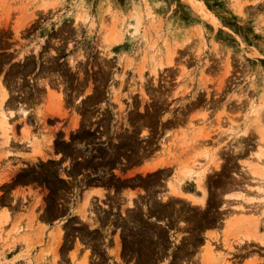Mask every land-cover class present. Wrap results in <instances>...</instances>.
Returning <instances> with one entry per match:
<instances>
[{
  "label": "rangeland",
  "instance_id": "374dc122",
  "mask_svg": "<svg viewBox=\"0 0 264 264\" xmlns=\"http://www.w3.org/2000/svg\"><path fill=\"white\" fill-rule=\"evenodd\" d=\"M0 83V264H264V0H0Z\"/></svg>",
  "mask_w": 264,
  "mask_h": 264
},
{
  "label": "bare ground",
  "instance_id": "6f19581e",
  "mask_svg": "<svg viewBox=\"0 0 264 264\" xmlns=\"http://www.w3.org/2000/svg\"><path fill=\"white\" fill-rule=\"evenodd\" d=\"M112 38V37H111ZM110 39V38H109ZM170 61V60H169ZM168 61V63H169ZM160 65V64H159ZM161 67V66H160ZM153 71V70H152ZM154 72H155V69H154ZM141 78V77H140ZM6 85H3V83L1 84L0 83V138H2L3 140V143L7 142L8 141V137H9V130L11 129V124L9 122V116L12 115L13 111L10 109V104H11V100L10 98V94H9V91L6 89L5 87ZM46 86V85H45ZM60 96V95H59ZM59 96L57 97L59 99ZM92 96V95H91ZM61 98V97H60ZM61 100V99H60ZM118 99H116V103H119ZM58 102V101H57ZM61 101H59L60 103ZM58 103V104H59ZM22 105V104H21ZM257 105V104H255ZM254 105V106H255ZM6 106V107H5ZM13 106V105H12ZM121 106V104L119 105ZM253 106V107H254ZM258 106V105H257ZM9 109H5V108H8ZM118 107V105H117ZM14 108V107H13ZM256 106L254 107V110H255ZM118 109V108H117ZM120 109V108H119ZM252 109V108H251ZM8 110V111H6ZM19 110V109H18ZM20 110H22V114L24 115L25 114V109L23 107V109L20 108ZM253 110V109H252ZM259 111V110H258ZM255 112L257 113V111H253V113L255 114ZM255 116V115H254ZM259 116V115H258ZM255 119H258V117H254ZM76 123V122H74ZM141 124V123H140ZM77 126V125H76ZM142 127V126H140ZM263 129V128H262ZM263 131V135H264V130ZM261 131V132H262ZM184 137V136H182ZM123 141V140H122ZM35 141L32 140L30 143H31V146L33 145L34 146V143ZM50 142V140H49ZM127 142V141H126ZM40 146L38 145V148ZM38 148H36L34 151L36 152V154L38 153H41V151L39 152ZM144 154V152L142 153ZM261 153H258V156H257V160L256 162L254 163V165L252 166V168L250 169L251 171H253L254 173H257V175L259 176V174L261 175L262 174V178L264 177V160L262 162V158L264 159V156L261 158L260 156ZM43 155V154H42ZM263 155V154H262ZM144 156V155H143ZM142 156V157H143ZM146 156V155H145ZM43 157V156H42ZM148 157V156H147ZM212 155H211V159H212ZM261 158V159H260ZM147 159V158H146ZM144 161V160H143ZM146 161V160H145ZM150 162V161H149ZM258 162H261L258 163ZM148 163V162H147ZM146 164V163H145ZM144 164V165H145ZM165 165V162H161L159 161H156V162H151L149 164H146V166H142V169L141 172L142 173H150V175H152L153 173H156V172H162L163 170H165L166 168L164 167ZM263 165V166H262ZM128 166V165H127ZM136 166V165H135ZM206 170V167H202L198 164H194V165H187V164H183L181 166L178 167V170H175V173H172V175L165 180V186L163 188V191L162 192H158V193H155L153 196L151 193V189L149 191V193H151V197H156V195H158L160 197V199H162L163 201L164 200H167L169 199L170 197H176V198H182L184 200H187L189 202L190 205H194V204H191L192 202L195 201V205H199V207L201 209H204L207 207V205H205V198L202 194H204V187H203V182H202V179H203V176H204V172ZM250 171V172H251ZM132 172V171H131ZM140 172V171H139ZM253 172H251L252 174H254ZM130 173V172H129ZM189 178V179H187ZM161 188V187H160ZM90 190V189H89ZM161 191V190H160ZM165 191V192H164ZM94 195H99V197L102 194V192L98 191V189L96 190H91L90 192H84L83 193V197H82V203L80 206L79 205V210L78 211L79 213L81 212H88V213H92V211L90 210L91 207H89V205L91 204L90 203V200L92 199V197ZM92 196V197H91ZM135 199H132V196H131V193H127V204L131 207L130 208V213H128L127 215V218L129 220H133V219H136L137 220V217H136V210H140L141 208L137 205L138 201L140 200V196L139 195H136L134 197ZM157 198V197H156ZM81 200V199H80ZM151 201V204L150 206L146 205V208L145 209H141L142 211L144 210L146 213L150 214L151 216H154L155 215V212L154 210H156L157 208L154 206V200L153 199H149ZM170 200V199H169ZM173 200V198H171V201ZM88 202V203H87ZM93 205V204H92ZM81 207V208H80ZM158 211V210H157ZM163 211V210H162ZM161 211V212H162ZM2 214V213H1ZM0 217H3V215ZM3 218H6L5 214H4V217ZM2 219V218H1ZM127 219V220H128ZM4 220V219H3ZM2 220V221H3ZM5 221V220H4ZM6 222V221H5ZM2 223V222H0ZM4 223V222H3ZM2 223V225H3ZM140 223V222H139ZM138 223V224H139ZM199 223V222H198ZM13 224V223H12ZM11 224V225H12ZM15 224H14V228H15ZM12 227V226H11ZM12 227V229H13ZM197 227H199L197 225ZM1 228V227H0ZM203 228V227H202ZM14 230V229H13ZM197 230H195L196 232ZM23 233V232H22ZM26 233V232H25ZM18 235H20L21 237V234L19 233ZM25 236V235H23ZM23 240L25 241V238L22 237ZM22 240V241H23ZM115 240V239H114ZM117 243V242H116ZM26 251V250H25ZM24 251V253H25Z\"/></svg>",
  "mask_w": 264,
  "mask_h": 264
},
{
  "label": "crops",
  "instance_id": "0c3cea01",
  "mask_svg": "<svg viewBox=\"0 0 264 264\" xmlns=\"http://www.w3.org/2000/svg\"><path fill=\"white\" fill-rule=\"evenodd\" d=\"M142 165H143V164H141V166H142ZM139 167H140V166H137L136 169L133 168V170L128 171V172L126 173V175H128V176H129V175H133V174H135L136 172L139 173V174H142V173L139 172V171H141ZM131 171H132V172H131ZM129 172H130V173H129ZM148 174H149V173H148ZM89 189H90V190H89ZM94 189H97V187H89V188H88L87 190H85L84 192H86V191L89 192V191L94 190ZM129 191H130V192H135L136 194H139V195H140V192H139L138 190H131V189H130ZM126 192H127V190H124L123 192H120V193H119V196H120V200L123 201L124 203H126V205H128V204H127V200H126V194H123V193H126ZM136 194L132 196V199H135L134 197L136 196ZM95 196H97V195H95ZM120 200H119V201H120ZM171 227L174 228V225H171ZM211 230H212L211 228L208 229V231H211ZM113 243H116V241L114 240V238H113Z\"/></svg>",
  "mask_w": 264,
  "mask_h": 264
}]
</instances>
